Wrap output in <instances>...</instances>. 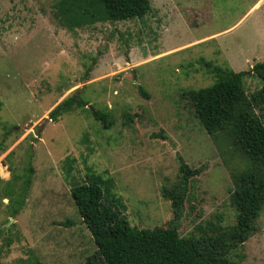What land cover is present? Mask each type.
<instances>
[{
	"label": "rangeland",
	"instance_id": "1",
	"mask_svg": "<svg viewBox=\"0 0 264 264\" xmlns=\"http://www.w3.org/2000/svg\"><path fill=\"white\" fill-rule=\"evenodd\" d=\"M54 1L0 0V264H82L96 253L70 194L88 169L113 179L131 226L153 227L173 216L161 191L179 180V161L202 167L179 233L232 225L230 173L241 161L220 154L181 92L213 82L200 58L245 71L248 95L260 88L251 68L264 61V0H150L140 19L73 31L54 20ZM76 91L86 108L110 111L109 128L80 109L49 118ZM254 111L264 121V103ZM29 162L32 182L12 216L6 191ZM256 227L233 251L243 264H264V209Z\"/></svg>",
	"mask_w": 264,
	"mask_h": 264
},
{
	"label": "trees",
	"instance_id": "2",
	"mask_svg": "<svg viewBox=\"0 0 264 264\" xmlns=\"http://www.w3.org/2000/svg\"><path fill=\"white\" fill-rule=\"evenodd\" d=\"M52 7L58 25L73 31L98 22L140 19L150 11L151 4L150 0H55ZM200 61L213 75V82L183 90L181 96L189 101L220 154L229 158L237 156L241 161L230 173L229 200L235 222L224 228L208 222L210 233L202 232L198 236L179 233L189 179L200 174L202 167L191 168L179 161V180L161 191L173 216L166 226L153 227L131 226L124 213L126 205L114 191L113 179L88 169L84 178L74 181L70 188L76 209L97 248L82 264H243V256L233 251L257 231L256 221L264 209V121L254 111L264 103V61L256 62L251 68V74L260 79L261 86L249 95L243 85L245 71L236 72L203 58ZM91 70L88 66L84 77ZM138 91L148 96L142 87ZM87 104L83 94L76 91L55 105L48 116L57 121L64 113L80 109L100 122L102 128H109L113 123L110 111L93 106L88 109ZM33 171L29 162L17 189L7 183L11 185L6 193L12 216L23 205ZM29 264L42 263L33 258Z\"/></svg>",
	"mask_w": 264,
	"mask_h": 264
}]
</instances>
